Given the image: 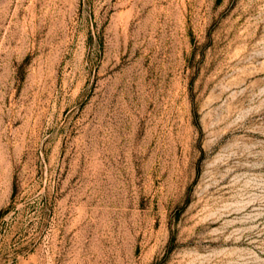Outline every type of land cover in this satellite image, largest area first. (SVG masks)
Here are the masks:
<instances>
[{
    "label": "rangeland",
    "instance_id": "rangeland-1",
    "mask_svg": "<svg viewBox=\"0 0 264 264\" xmlns=\"http://www.w3.org/2000/svg\"><path fill=\"white\" fill-rule=\"evenodd\" d=\"M0 264H264V0H0Z\"/></svg>",
    "mask_w": 264,
    "mask_h": 264
}]
</instances>
